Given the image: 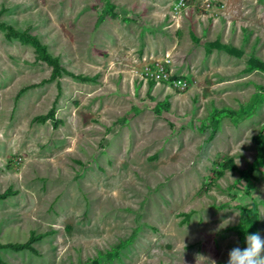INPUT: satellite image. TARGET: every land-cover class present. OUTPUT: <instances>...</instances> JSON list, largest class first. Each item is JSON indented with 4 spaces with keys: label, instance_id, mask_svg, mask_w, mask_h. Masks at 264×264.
<instances>
[{
    "label": "rangeland",
    "instance_id": "obj_1",
    "mask_svg": "<svg viewBox=\"0 0 264 264\" xmlns=\"http://www.w3.org/2000/svg\"><path fill=\"white\" fill-rule=\"evenodd\" d=\"M0 21L73 74L0 29V244L45 234L3 262L227 264L264 238V0H0Z\"/></svg>",
    "mask_w": 264,
    "mask_h": 264
},
{
    "label": "trees",
    "instance_id": "obj_2",
    "mask_svg": "<svg viewBox=\"0 0 264 264\" xmlns=\"http://www.w3.org/2000/svg\"><path fill=\"white\" fill-rule=\"evenodd\" d=\"M0 29L6 30L7 38H10V39L16 38V39L20 40L22 43H30L32 46H34V48L36 49V51L38 53L37 59L47 63L52 68L49 80H55L57 78H60L62 76V74H64V73H67L69 75H73L72 73L67 71L61 65L58 57H54L51 53H49L47 46L45 44H43L36 36L29 34L27 31H20L18 29H15L13 26L8 25V24L1 22V21H0ZM225 49L229 53H235V50L233 48L225 47ZM252 62L255 63L256 60L252 59ZM75 77L79 78L82 81L91 80V78H88V77L83 76V75H79V76H75ZM27 89L28 88H26V87L22 88L19 91L18 95H21ZM250 109H251V106L248 108V110H250ZM53 117H54V109L52 108L47 114L40 115V116L36 117L35 121H37L39 123H45L48 119L53 120ZM258 140H260L261 146H263L264 134H260L258 137ZM221 167L223 169H225V168H230L233 170L238 169L237 166L232 161H227ZM14 194H15L14 191H12L11 189H7L3 193H0V199H5V198H7L11 195H14ZM44 235L45 234H40V235L35 236L32 234L30 236V238L28 239V241L25 243H19V244L18 243L17 244L9 243V244H5V245L0 244V247L1 248H10V249L16 250V251L23 250V249H29V250L34 252V249L31 247V244L34 241L42 239L44 237ZM0 264H7V263L3 262L1 260V257H0Z\"/></svg>",
    "mask_w": 264,
    "mask_h": 264
},
{
    "label": "clouds",
    "instance_id": "obj_3",
    "mask_svg": "<svg viewBox=\"0 0 264 264\" xmlns=\"http://www.w3.org/2000/svg\"><path fill=\"white\" fill-rule=\"evenodd\" d=\"M245 242V247L237 246L229 251L227 264H264V238L258 232L248 233Z\"/></svg>",
    "mask_w": 264,
    "mask_h": 264
}]
</instances>
